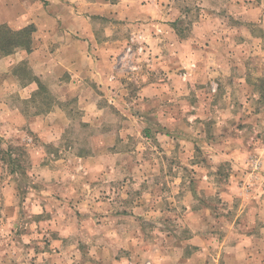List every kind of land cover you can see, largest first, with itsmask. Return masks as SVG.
Segmentation results:
<instances>
[{
  "label": "clouds",
  "instance_id": "9594fccd",
  "mask_svg": "<svg viewBox=\"0 0 264 264\" xmlns=\"http://www.w3.org/2000/svg\"><path fill=\"white\" fill-rule=\"evenodd\" d=\"M0 264H264V0H0Z\"/></svg>",
  "mask_w": 264,
  "mask_h": 264
}]
</instances>
